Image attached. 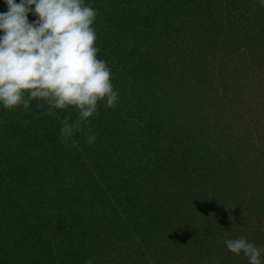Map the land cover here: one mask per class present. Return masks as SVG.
Instances as JSON below:
<instances>
[{
    "label": "rangeland",
    "instance_id": "374dc122",
    "mask_svg": "<svg viewBox=\"0 0 264 264\" xmlns=\"http://www.w3.org/2000/svg\"><path fill=\"white\" fill-rule=\"evenodd\" d=\"M120 1L129 3V6L138 7L136 1ZM224 3H227L228 7H225L224 4V7L221 8V11L225 10L221 12L224 25L220 34L221 36L217 40H215V37L217 36V32L221 31V28H217L216 24L213 27L206 24V29L209 30L210 36L199 33L201 27L198 24L203 20V15L199 13V6L195 8L199 11L197 17L194 14L185 15L184 19L188 17L187 24L182 28L180 26V29L174 33L173 31H166L159 18L151 17L152 13L148 15V21L144 24L142 20L143 22H140L138 27L141 33L147 35L144 41L140 39L137 41L138 43L136 41L122 43L124 41L123 38L128 36L125 32H127L129 26L126 24L124 26L125 29L119 31L118 40L122 46L114 48L116 49V53L113 56L108 55L110 59H106V57L102 58L110 68L111 82L114 90L121 95L118 104L115 107L106 108L103 101L98 102L97 112L89 118V123L86 126L80 128L81 130L85 128L88 132L90 129L91 133H94L95 136H104V143H101L103 144L102 149L104 150V154L97 161L98 163H96L100 169L93 167L94 162L87 160L86 167L89 170L83 173H86L84 176H89L88 172L90 171V173L97 177L98 185L96 186L101 190L100 196L104 197L107 208L109 206L110 209H107L106 206L102 208L100 204L96 205L95 203L90 204L87 202L89 204L87 207L90 209H80L79 215H71L69 212L66 218L60 219L59 215L60 212H63V209L59 205L56 206L57 203H54L52 206L46 203L47 206H45L46 191L42 192V189L46 188V184L47 187L49 186L50 180L48 178L37 179L33 185L25 183L17 185L16 188H14L15 184L13 183L11 186L13 190L15 189L16 199L12 197L18 205L22 206L19 207L22 211L17 220L11 222V225L9 224L10 236L3 238L0 236V264H85L87 258H93V264H117L116 255L118 254V257L122 259L123 256L120 253L125 254L127 249H125L126 244L121 242L126 240L124 232L127 231L123 226V224L127 225V221H125L123 216L124 211L130 208V205L127 204V195L130 193L127 187H130V182L133 180L135 181L134 186L138 185L139 188H142L141 191L145 193H149L150 191L155 193L156 191V193L161 194L159 197L160 206L151 215L153 220L156 219L163 222L164 217L161 218V216L167 211L166 208H169L167 206L173 202L167 199V190L171 188V185L180 186L179 188L186 190L189 195L193 194L194 189L204 190L205 197L207 198L205 199L207 203L202 206L204 211L216 214L220 210H223L222 212L225 211L224 214L226 213L225 215L220 214L218 218L219 222L211 224L214 228L218 229V231L229 229L232 232H234V229L239 228L245 231L251 230L253 232L249 235L250 239L249 237L247 238L248 241H255L258 246L259 237L262 236V241L264 242V216L257 217L259 215L257 213L258 210L250 212L247 209V214L253 213L251 218L233 215L237 214L234 209L236 203H242V205L248 203L251 196L250 192L253 194L252 191L262 186L261 197L264 194V123L259 120L264 115L257 119V116L261 114L255 113L256 109H258L257 106L264 107V63L260 60V56H264V54L261 53L260 45L252 49L247 47V41L249 40L247 30L251 22L261 24L259 28H261L262 24L264 25V7L259 5L258 0H224ZM145 7L146 4L141 8ZM32 17L31 15L30 19ZM128 22L130 21L126 23ZM155 26L158 28L153 33L151 31H153ZM110 27L113 30H118L113 26ZM229 27L237 30L236 33L233 31V34H231L230 41L225 33ZM256 30H258V27ZM195 32H198L200 35H195L194 41L188 42L185 40L188 37L190 38V33L193 34ZM183 33L184 35H181ZM235 37L237 40L232 39ZM259 37L262 38L261 35ZM128 39H132V36L129 35ZM257 39L259 41V38L252 40ZM261 42L264 43L263 40ZM214 45L216 46L212 47ZM102 46H99L97 58H101L99 53L104 52ZM108 47L113 48L111 45ZM130 47L133 50L142 51V54H146L148 57H152L154 67L151 70L155 71V66H158L155 72L161 74L162 78H166L169 75V78H173L178 87V93H175L173 87H171L173 85L171 80L168 83L167 80L169 79H165L166 82L163 81L162 85L167 83L169 91L164 86L165 92L168 94L163 93L160 97L164 99V101L162 100L164 109L160 110H165L161 115H157V112L153 110L154 108H148L147 105H144L146 102L144 95H134L132 82L129 81L130 77L128 75L126 77L128 82L123 83L125 85H119L118 78L123 77V74H121L123 71L124 75L128 73L135 74L139 70L137 71L138 67L135 68L132 65L139 64V67L144 66L143 60L133 59L136 58L135 53L128 56ZM213 48L217 49L214 50ZM233 49L235 51H232ZM205 53H211V55L206 57L210 69L208 70L209 73H206L208 76L201 79V76H205V69L203 67H196L194 70H191L190 68L186 69L185 65H187L190 55L199 59L200 56H206ZM119 55L124 57H116ZM255 58H259V60ZM189 78L191 82L188 81ZM124 88H126L125 92L120 94L119 91H122ZM184 89L187 91L186 94L180 93L184 92ZM177 97L182 99L181 102H184L182 105L184 107L180 112L182 116L186 114L192 116L190 111L200 107H203L204 110L202 114L195 115V120L190 118L188 121L190 125L195 126V129L199 125L205 127V134L200 133V136H197V133L190 134V137L194 135L200 141L204 150L197 151L196 149L189 155V158L184 156L185 158L183 159H181L183 156L180 152V155L175 156L178 159L172 157L175 146H180L176 134L175 139L168 134L169 139L165 140L163 137V133L165 132L162 131L163 129L167 130V132L173 130V127H170L173 124H169L168 127L164 125H168L170 121H176L177 115H179L178 112L176 113L179 108H176L174 99ZM247 98L248 102L246 101ZM260 102H263V105H259ZM180 104H177L178 107ZM7 112L8 110L1 107L0 118L6 117L8 120L13 118L11 114L8 117L6 115ZM173 112L174 114L171 116ZM62 116L64 119L68 118L70 124L77 120L76 110L71 107L64 110L56 109V121L61 126L63 123ZM244 128H247V130L241 134ZM233 132L236 133V136L231 140L230 134ZM111 136L115 137L114 142ZM62 139L63 137L60 140L61 146L59 150L63 148ZM108 140L111 141L110 144ZM171 143L175 146L168 148V145H172ZM208 143L211 144L207 147L205 144ZM248 144H253V146H249ZM189 148H191V144L185 143L184 149ZM196 152L197 155L195 156ZM226 152L234 156L235 161L233 160L232 162L234 165H229L225 155ZM69 158L73 159L74 157ZM70 159L62 158L61 161V163L64 161L61 166L68 174H71L70 168H67V162L68 164L71 163ZM162 160L165 161L164 165L169 162V170L162 169L161 162H159ZM171 160H175V163H172ZM176 162L186 163L185 180H183V176L180 177L183 170L177 169ZM9 163L3 165L2 162L0 164V174L6 173L13 182L9 170L11 162ZM33 169L37 170L39 168ZM217 170L221 173L220 176L215 175ZM79 171L80 166L79 168L75 166V178L80 175ZM210 171L212 172V176L209 175ZM100 172L108 178L101 179ZM121 174L122 177H125L122 178V181L119 178ZM29 176L33 175L30 174ZM171 178L174 181H171ZM177 178L181 182L178 181L177 183ZM204 184L208 185L207 190H205ZM1 189L7 190L3 186ZM191 191L192 193H190ZM228 193L229 195H233L234 198L228 201L225 207L222 198L226 197ZM38 201L39 204L37 206ZM119 203H122L121 207L118 206ZM263 205L258 208L264 212ZM251 206L252 208L255 207L253 203ZM161 207L164 208L160 209ZM202 208L200 207V209ZM27 210H35L34 212L37 213V215L33 214L35 218L31 216L27 217V214L24 213ZM91 211H94V213L95 211L105 213L104 215L96 216L90 214ZM116 212L119 215V217H116L117 220L113 216V213ZM174 214L170 213L167 218L168 220H165L167 225L163 227L167 231H170L171 226L169 225L172 223ZM81 216L83 217L85 226H82L81 221H79ZM222 216L227 217L223 218ZM203 225L205 226V222H203ZM235 225L239 227L237 228ZM69 227L72 228L71 231L66 232ZM199 228L203 229L202 226ZM30 229L33 232L30 234L34 235L38 241L40 240L39 247L44 252L41 258H30L24 255L25 251H20V246L25 244V237L23 238V236ZM257 229L262 231L257 234L255 233L258 232ZM189 230L193 232V230ZM232 232H227V236H230ZM66 233L70 234V240L65 239ZM175 233L180 234V231H175ZM222 234L225 235V232H221L220 236ZM159 235L162 234H157L155 237L159 239ZM216 237L217 233H213L212 238L216 239ZM170 238H167L168 243L177 246L175 238ZM102 246H105L107 249H102ZM73 247L75 250L80 249L82 252L73 251ZM212 248L214 252H212L211 256L206 260L201 255V260H204V262L202 261L199 264H222L223 259H221L219 251L228 253L225 255L226 257L229 255L230 259L228 261L232 262L230 264H247V259L242 254H232L227 250L226 246H223L222 249L215 248V246H212ZM100 249L107 255L102 257ZM194 249L195 247L190 249V251ZM67 251L71 253V261L68 260L70 263L66 260L68 256L66 258L63 257V252ZM195 254L197 255V251ZM202 254L204 256L205 253L203 252Z\"/></svg>",
    "mask_w": 264,
    "mask_h": 264
},
{
    "label": "trees",
    "instance_id": "16d2710c",
    "mask_svg": "<svg viewBox=\"0 0 264 264\" xmlns=\"http://www.w3.org/2000/svg\"><path fill=\"white\" fill-rule=\"evenodd\" d=\"M129 1H136V4L138 7L129 6V3L121 2L120 0H85L86 4H89L91 7L97 10V16L94 21L93 27L96 30L97 39L95 46L100 49L99 46H102L104 48V52L99 53L102 59L103 57L108 58V55L113 56L116 53V49L114 48H120L122 45L119 43L118 37L120 35L119 31H123L125 28L124 26L127 24L129 26V29L126 34L128 36H132V39H128V36L126 38H123L124 41L122 43H132L133 41H139L140 39L144 41V38L146 39L147 35L144 33H141L139 30V24L140 22L144 21V24L149 19V14H151V17L153 18H159L160 22L163 24L166 31H173L176 32L178 29H180L183 26L187 24L188 17L185 18V15H191L194 14L195 17H197L198 12L197 6H199L200 14L203 15V20H201L198 24L199 27H201V30L199 33L201 34H209V30L206 29V24H209L210 27L216 24L217 28H221L220 32H217V36L215 37V40H217L221 35V32L223 30V22H222V16L221 12L225 11L222 10V7H228L227 3H224V0H129ZM18 2V0H17ZM128 4V5H127ZM144 4H146L145 8H141ZM225 4V5H224ZM224 5V6H223ZM194 8V9H193ZM7 10L6 5L4 4L3 0H0V12H5ZM134 11V12H133ZM225 13V12H224ZM31 14H29L28 19L29 21L35 19L33 16L30 19ZM243 19L245 20V17L243 16ZM143 20V21H142ZM127 21H130L126 23ZM259 25V26H258ZM254 22H251L250 26L248 27L247 34H249V40L247 41V47L248 48H256L257 45H260L261 53L264 54V43L261 41H264V25ZM110 26H113L114 28L118 30H113ZM258 27V30H256ZM145 28V27H143ZM157 26L154 27L153 32L157 31ZM212 29V28H211ZM210 29V30H211ZM232 31V33H231ZM237 32V30L234 28H227L226 34L229 37V41L231 38V34ZM181 32V31H178ZM167 33V32H165ZM172 33V34H173ZM198 32L190 33V38H186L185 40L188 42L194 41L195 35H200ZM171 35V34H169ZM181 35H184L181 34ZM262 36L260 38L259 36ZM175 36V35H174ZM152 38V37H151ZM224 38V37H223ZM254 38H259L257 40H252ZM153 39V38H152ZM234 40H237V38H232ZM226 40V38H224ZM148 41V40H146ZM200 41V40H198ZM138 43V42H137ZM111 45L113 48L108 47ZM192 45V44H191ZM216 45L212 46L215 47ZM193 47V46H192ZM216 50L217 48H213ZM236 49V48H235ZM220 50V49H219ZM232 51H235L234 49ZM135 53V57L133 59H139L143 60L142 63H144V66L139 67V64L132 65L133 67L137 68V73L135 74H125L124 71L121 73L123 74V77L118 78L119 85H122L127 81L126 77L127 75L130 77L129 81L132 82V87L134 89L133 93L135 96H141L144 95V99L146 102L144 105H147V107L154 108L157 112V115L163 114L165 111H161L160 109H164V104L162 102L164 101L163 98H160L163 93L165 94L166 89L168 90L167 83L171 80L173 90L175 93H178V87L176 83L173 81V78H169L168 75L166 78L163 77L161 74H157L155 71L158 69V66H155V71L151 70L153 69L152 64V57H148L146 54H142V51L140 50H133V48L130 47V51L128 53V56ZM98 54V52H97ZM107 54V55H106ZM206 56H200L199 59H196L193 55H190L187 60V65H185V68H190L191 70H194L196 67L198 68H204L205 76H201V79H204L208 75L206 73H209L208 70L210 69L209 64H207L206 57L211 55L205 53ZM124 57L122 55L116 56V57ZM120 57V58H121ZM241 58V57H240ZM154 59V58H153ZM259 60V58H255ZM260 60L262 63H264V56H260ZM146 62V63H145ZM143 65V64H142ZM155 72V73H154ZM118 75V74H116ZM204 75V74H202ZM167 80V83L165 85H162L163 81ZM190 81V78L188 80ZM128 82V81H127ZM126 82V83H127ZM199 82V81H198ZM125 85V84H123ZM165 86V88H164ZM126 88H124L122 91H119L120 94H123L125 92ZM169 91V90H168ZM186 89H184V92H180L182 94H186ZM168 93H166L167 95ZM197 95V94H196ZM121 95H119L120 97ZM171 97L173 98L172 94ZM176 103L177 109L176 113L178 112L179 115H177L176 121H170L169 124H173L170 127H173V130L167 132V130H162L163 137L165 140L169 139V136L175 139V134L177 138L179 139L178 144L180 146H175L174 144L168 145V148L175 146V150L172 152V157H175L179 154H182V158H185L184 156L189 158V155L193 153L196 149L197 151H202V145L200 144V141H198L197 138L193 135L190 137L192 133H197V136H200V133L205 134V127L202 125H199L197 129H195V126L192 124L190 125L188 123L190 118H196L195 115L202 114L204 112L203 107L197 108L196 110L190 111L192 116H188L189 114H186L185 116L181 115V109L184 107L182 106L184 102H181L182 99L177 97L174 98ZM163 100V101H162ZM199 100V99H198ZM248 102V98L246 100ZM263 101V100H262ZM178 103H181L178 107ZM250 104V103H248ZM259 105H263V102H260ZM175 107V106H174ZM1 108V107H0ZM150 108V109H151ZM258 109H256V114L260 113L261 115L258 117L264 115V107L263 106H257ZM261 108V109H259ZM231 110L230 108H228ZM247 109V108H246ZM49 106L43 101H36L33 100L30 102V106L28 109H24L22 106H17L16 108L12 110H8L7 116L11 114L13 118L3 117L0 118V164L3 162V165L10 164V175L13 178V182L10 180V176L5 174H0V236L3 238L5 236H10L9 231V224L11 225V222L14 220L16 221L18 216L20 215V212L22 211V207L16 203V201L13 199V197L16 199L15 196V189L13 190V187L11 184H15L14 188L17 187V185L21 184H34L37 179H46L48 178L50 180L49 186L42 189V192H45V206L47 205H54V203H57L60 208L63 209V212H60V219L66 218V215L70 212V214L79 215L80 209H90L87 207V205L95 203L100 204L103 208L106 206L107 203L104 200V197H101V190L96 186L98 185L97 177L94 176L90 171L88 172L89 176H84L86 172L89 170L86 164L87 160H91L94 162L93 167L100 169L96 163L99 161L104 154V150L102 149L101 143H104V136L99 137L95 136V142L91 145H89L86 142V136L89 134V132L84 128L83 130L79 129L76 131L73 135L69 137H64L61 134V124L56 121V115L49 116L48 113ZM253 110V109H252ZM56 113V109H53ZM263 114H262V113ZM174 114L171 113V116ZM255 114V115H256ZM4 116V115H3ZM170 116V115H168ZM201 116V115H200ZM118 118V117H117ZM116 118V119H117ZM175 118V117H174ZM68 118H63L62 121L64 122ZM195 120V119H194ZM264 123V117L262 119H259ZM69 123V122H68ZM156 126V125H155ZM140 129V128H138ZM85 130V131H84ZM247 128H244L242 133L246 131ZM86 132V134H85ZM169 134V136H168ZM236 133L233 132L230 134L231 140L236 136ZM62 139L63 148L59 150L61 143L60 140ZM203 136V135H202ZM112 141H115V137L111 136ZM106 140V139H105ZM186 141V142H185ZM111 141L108 140V143L110 144ZM190 143L191 148L184 149V144ZM247 142V141H245ZM183 144V145H182ZM211 143L205 144L207 147ZM73 145V147H72ZM213 145V144H212ZM245 145H247L245 143ZM249 146H253V144H248ZM206 148V147H205ZM169 151V150H168ZM230 152V151H229ZM179 154V155H180ZM188 155V156H187ZM197 155V152L195 156ZM226 159L229 163V165L232 164L234 160V156L228 152L225 153ZM69 157H74L73 159H70ZM62 158L70 159V164L67 162V168H70L71 174L66 173L64 168L61 166L63 164ZM258 158V156H257ZM256 158V159H257ZM174 159H178V157H175ZM235 161V160H234ZM161 162L160 165L163 167L164 170H169L168 163L164 165V160L159 161ZM171 162L175 163V160H171ZM177 169H182L183 172L180 175V177L183 176V180L186 179L185 174V168L186 163L184 162H176ZM180 164V165H178ZM140 165V164H139ZM234 165V164H232ZM231 165V166H232ZM80 166V175L76 178L74 177V167ZM33 168H39L37 170H34ZM66 168V169H67ZM84 168V169H83ZM83 169V170H82ZM172 170V169H171ZM36 171V172H35ZM35 172V173H34ZM112 172V170H111ZM65 173V175H64ZM78 173V172H77ZM83 173V174H82ZM32 174L33 176H29ZM101 179H107V176H103V173H99ZM221 173L217 170V173L215 175L220 176ZM137 175V174H136ZM135 175V176H136ZM209 175L212 176V172H209ZM179 177V178H180ZM120 181H122V174L120 175ZM177 178L178 181L181 182ZM132 181V180H130ZM171 181H174L173 178H171ZM134 180L130 182V187H127L128 191L130 193L127 195V204L130 205V208L126 211H124L125 221H127V225L124 226L125 231V237L126 240L121 241L122 243H125V254L120 253L123 257L120 259L118 257V254L116 255L117 264H189V263H201L204 260H201L202 258H206V260L211 256L212 252H214V249L212 246L218 249H222L224 245L223 241L224 239H235L238 238V236L242 235L245 237H249L250 233L253 231H245L241 228L234 229V232L230 231L229 229H221V231H218V229L214 228L211 224H216L219 222V216L220 214L225 215L223 210H220L219 213L212 214L204 211L202 208L203 205L207 203V199L205 196L204 190H193V194L189 195V193L186 192V190H181V188L177 187L176 185H171V188L167 190V199L170 201H173L171 205L167 206L169 208H166L167 211L161 218H163V222L157 221L156 219L153 220L152 214L155 212L154 210L157 209V207L160 206V195L159 193H153V191H150L149 193H145L142 190V188H139V186H134ZM173 183V182H172ZM173 184H176L175 182ZM2 186L6 188L7 190H2ZM25 186V185H24ZM198 188L201 189V187L198 186ZM205 190H207L208 185L204 184ZM49 190V191H48ZM181 190V191H178ZM230 190V189H229ZM262 190V186H260L257 190L252 191L253 194L250 192V200L246 205H242V203H236L234 209L236 210L237 214H233L238 217H249L251 218L253 216L252 214H247V209L251 212L254 210H258L257 217H263L264 213L262 210H260L258 207L262 206L264 204V194H262V197L260 195V192ZM158 191V189H157ZM231 192V191H229ZM161 193V191H160ZM192 193V191L190 192ZM4 194V195H3ZM13 196V197H12ZM55 196V197H53ZM232 198H234L233 195L226 194V197L222 198L223 203L225 204V207L227 205V202L230 201ZM38 199V198H37ZM101 199V200H100ZM88 202V203H87ZM234 202V201H233ZM47 203V205H46ZM254 204V208H252L251 204ZM39 204V201L37 203V206ZM122 203H119L118 206H122ZM210 205V204H209ZM238 205V206H237ZM264 206V205H263ZM55 207V206H54ZM200 207L202 209H200ZM164 207H161L162 209ZM107 209H110L108 206ZM121 209V208H120ZM28 211V210H27ZM24 212L27 214V217L35 216L33 214H36L34 212L35 210H31L28 212ZM74 211V212H72ZM122 211V210H121ZM153 211V212H152ZM222 212V213H221ZM105 212H96L91 211L90 214H94L96 216L98 215H104ZM121 213V212H120ZM174 214L172 223H170L171 228L170 231H167L164 229L163 226H166L167 223L165 220H168L169 214ZM111 214V213H110ZM158 214V213H157ZM245 214V215H244ZM111 216V215H110ZM114 218L117 220L116 217H119L118 212L113 213ZM227 217V216H222ZM160 218V220H161ZM79 221H81V225H84L83 217L81 216ZM203 222H205V226L203 225ZM165 223V224H164ZM192 231H190L187 227ZM204 226L203 229H200L199 227ZM237 228L238 225H235ZM141 227V228H139ZM121 228V223H120ZM72 228H68L66 232L71 231ZM259 233V229H257ZM157 231V234L165 233V235H159L157 239L155 237ZM175 231H180V234H176ZM221 232H225V235L222 234L220 236ZM227 232H232L233 235L227 236ZM31 229L28 230L27 234L23 236L25 237L24 241L25 244L20 246V251H25L26 256L32 258H41L42 254L44 253L42 249L39 247V241L35 239V236L30 234ZM170 233V234H168ZM217 233V237L212 238V234ZM67 236L65 239L70 240V234L66 233ZM65 234V235H66ZM170 235V236H169ZM260 235V234H259ZM194 236H195V242H194ZM170 237L175 238V242L177 243V246L171 245L168 243L167 238ZM20 239V237H18ZM135 238V239H134ZM252 238V237H251ZM263 237H259V243L258 247L264 246V242L262 241ZM171 239V238H170ZM250 239V237H249ZM254 243L257 246V242L250 241ZM94 247V246H90ZM195 247L193 251H190ZM68 248V246H67ZM102 249L106 250L107 248L105 246H102ZM73 251L82 252L80 249H76L73 247ZM197 251V255L195 252ZM216 251V250H215ZM205 253L204 256L202 253ZM102 254V257L104 255H107L100 249V255ZM221 259H223L222 264H230L231 261H228L229 255L226 257L223 251H219ZM225 259H224V256ZM120 255V256H121ZM45 256V255H44ZM67 262L68 260L71 261V253L70 251L63 252V257L66 258ZM223 257V258H222ZM264 259V255H262ZM33 260V259H32ZM65 260V261H66ZM205 260V261H206ZM70 263V262H68ZM232 263V262H231ZM247 263V262H246Z\"/></svg>",
    "mask_w": 264,
    "mask_h": 264
},
{
    "label": "clouds",
    "instance_id": "9594fccd",
    "mask_svg": "<svg viewBox=\"0 0 264 264\" xmlns=\"http://www.w3.org/2000/svg\"><path fill=\"white\" fill-rule=\"evenodd\" d=\"M7 10L0 12V107L28 109L33 100H43L48 115L53 109L74 108L77 120L62 123L61 134L69 137L97 112L118 104L111 72L99 49L93 27L97 10L85 0H3ZM264 7V0H258ZM31 14L35 19L29 21ZM95 134L86 142H95ZM227 250L243 255L247 264H264V246L247 237L224 239ZM85 264H93L87 258Z\"/></svg>",
    "mask_w": 264,
    "mask_h": 264
}]
</instances>
